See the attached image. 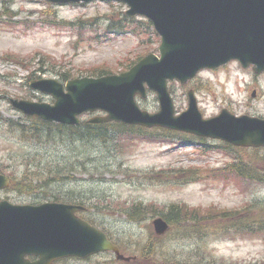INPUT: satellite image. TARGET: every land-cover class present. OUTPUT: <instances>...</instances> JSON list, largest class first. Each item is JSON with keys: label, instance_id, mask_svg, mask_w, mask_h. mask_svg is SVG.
Segmentation results:
<instances>
[{"label": "rangeland", "instance_id": "obj_1", "mask_svg": "<svg viewBox=\"0 0 264 264\" xmlns=\"http://www.w3.org/2000/svg\"><path fill=\"white\" fill-rule=\"evenodd\" d=\"M126 9V4L103 0L79 5L0 0V94L52 102L50 95L32 89L29 82L91 75L97 69L118 73L147 52L158 53L160 37L148 28L137 25V33L108 29ZM169 88L176 112L187 109L188 90L193 88L205 117L219 114L224 107L237 115L264 117V73L255 74L236 60L205 69L187 84L171 81ZM137 100L149 112L159 109L156 92ZM95 115L104 113L86 114L82 119ZM80 127L76 131L42 126L7 98L0 101V172L13 178V187L0 191V199L20 204L54 199L83 202L88 217L110 233L124 254L136 257L128 262L104 252L57 264H253L264 260V230L247 231L236 221V227L215 226L226 210H241L236 218L258 227L249 219L252 212L262 224L264 148L206 151V145L190 140L184 132L158 141L159 128L142 131L109 124L107 131L89 135ZM238 157V164L244 160L255 168L257 178L239 179L235 171L228 172ZM30 170L33 178L26 177ZM45 179L51 182L44 185ZM23 181L31 184L29 191H24ZM173 203L184 205L191 216L182 215L158 237L153 220ZM134 205H141L143 211L131 216L126 211ZM247 206L253 208L244 210Z\"/></svg>", "mask_w": 264, "mask_h": 264}, {"label": "water", "instance_id": "obj_2", "mask_svg": "<svg viewBox=\"0 0 264 264\" xmlns=\"http://www.w3.org/2000/svg\"><path fill=\"white\" fill-rule=\"evenodd\" d=\"M122 1L130 5L129 14H142L153 22L162 37L160 55L149 53L119 74L69 80L67 92L55 79L32 82L33 87L55 96L54 105L17 98H10L11 103L29 115L62 123H79L82 112L103 109L108 115L91 121L163 125L236 145L264 146L263 118L236 116L226 108L204 118L193 90L188 109L175 115L168 90L169 79L185 83L201 69L233 59L264 72V0ZM147 87L158 94L156 113L142 110L136 101V94L146 96ZM8 184L9 178L0 174V188ZM83 208L56 202L17 205L0 201V264H52L58 258L87 257L101 250H113L118 258L128 259L106 233L75 214ZM153 223L158 234L168 229L162 217ZM30 255L37 259H29Z\"/></svg>", "mask_w": 264, "mask_h": 264}, {"label": "trees", "instance_id": "obj_3", "mask_svg": "<svg viewBox=\"0 0 264 264\" xmlns=\"http://www.w3.org/2000/svg\"><path fill=\"white\" fill-rule=\"evenodd\" d=\"M123 15L124 16L121 17L118 21H116V22H114L113 20L111 21V23L108 26V29H110V31L117 32V33H119V32H126V31H132V30H136L135 29V26H137V25H141L145 29L148 28V30L152 29V24L148 20L137 19L136 17H134V16H128L127 14H123ZM135 62L136 61H133L128 66L130 67ZM97 71L98 72H96L95 74H98V75H104V74L108 73V71L105 70V69H97ZM64 77L65 78H67V77L69 78L70 76L69 75H64ZM34 119H35V121H37L38 123H40L42 126L52 125V123L43 122V121H41L38 118H34ZM109 124L110 125H116V126H119L121 128L129 127L127 129H130V130L133 129V130H142L143 131V129H144L143 127H140V126H131V125H126V124H122V123L89 124L87 122H84L80 126L85 127V130H86V132L89 135H94V134H101V132L107 131V126ZM32 125L34 127L37 126L36 123H33ZM53 125L54 126H57L59 129L70 128V129L76 130V131H78L79 128L81 129L80 126L73 127V126H64V125H59V124H53ZM103 128H106V129L105 130H101ZM159 129H161L160 131H161V133L163 135L160 134L159 136H157L156 139L167 140V137H172V135H175V134L178 133V132L171 131V130H167V129H163V128H159ZM137 132H140V131H137ZM105 133H107V132H105ZM189 138L191 140H199L201 143H207L208 142V139L202 138V137L190 136ZM211 145H214L215 147H217L219 149L221 148V149H224V150H227V151H229V149H232L233 151H237V150L244 149L243 147L234 146V145H231V144H228V143H224V142H220V143L218 142V144H213V143L209 142V146H211ZM255 149H257V148H255ZM237 160H239V157L236 158L234 165H232L229 168H227L228 172H230L231 170L232 171H235V176L236 177H239V179H242L243 177H250V178H257L258 177L257 176L258 174L256 172H252L253 171L252 169H255L253 166H247L245 164V161L242 160V159H241L242 160L241 164H238L237 163ZM26 174H28L30 176L29 177V176L26 175L27 178H33V171L32 170L28 171ZM50 175L51 174H49L48 176H50ZM23 180H26V179H23ZM50 182H51V179H47V180L45 179L44 182H43V184L44 185H47ZM22 183H23V186H25V190L23 189L24 191H29V189L32 188L31 184L28 185L26 181H23ZM28 193H31V192H28ZM252 208L253 207H248L247 206V207H245L243 209L244 210H250ZM141 211H143V208L141 207V205H134V207H132L130 210H127L126 213H128L131 216H134L135 214H137L138 212H141ZM241 212H242L241 210H234V211H228V210H226V211H222L220 213V215L218 216V218H217V219H220L221 221L216 222L215 223V226H217L218 223H223L225 225V228H228L227 226H231V225H232V227H236L237 226L236 223H235V221H236L238 224H242L241 227H245V230H247V231H252V230L260 231V230H264V220H263L262 224H259V222L257 221V219L252 214V212H249L248 214H249L250 221L258 226V227H250L251 223L246 222V220L244 218H242V217L236 218L237 217L236 214L241 213ZM159 215H161L163 218H165L169 222L170 227L174 226L175 223H178L177 221L179 220V217L182 220L183 219L181 217L182 215H185L186 217L191 216L189 210L184 205L178 204V203L171 204L167 209L162 210ZM86 218L89 219V220H91L92 223L95 222L90 217H86ZM227 218L233 219L232 220V223H225L224 221H226ZM195 228H198V227H195ZM253 228H255V229H253ZM147 251L148 250L145 249L144 254H146ZM131 261H135V260H131ZM199 264H201V263L199 262ZM212 264H217V263H212ZM226 264H230V263L229 262H226ZM253 264H264V260L261 261V262L253 263Z\"/></svg>", "mask_w": 264, "mask_h": 264}]
</instances>
